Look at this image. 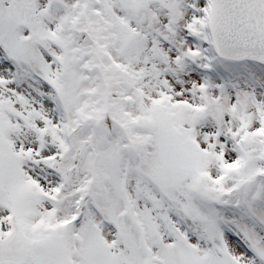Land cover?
I'll use <instances>...</instances> for the list:
<instances>
[{
    "label": "snow or ice",
    "instance_id": "1",
    "mask_svg": "<svg viewBox=\"0 0 264 264\" xmlns=\"http://www.w3.org/2000/svg\"><path fill=\"white\" fill-rule=\"evenodd\" d=\"M0 264H264V0H0Z\"/></svg>",
    "mask_w": 264,
    "mask_h": 264
}]
</instances>
